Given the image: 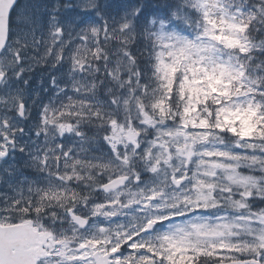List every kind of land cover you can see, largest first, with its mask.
Returning a JSON list of instances; mask_svg holds the SVG:
<instances>
[{"label": "snow or ice", "instance_id": "1", "mask_svg": "<svg viewBox=\"0 0 264 264\" xmlns=\"http://www.w3.org/2000/svg\"><path fill=\"white\" fill-rule=\"evenodd\" d=\"M3 185L0 264H264V0H0Z\"/></svg>", "mask_w": 264, "mask_h": 264}, {"label": "rangeland", "instance_id": "2", "mask_svg": "<svg viewBox=\"0 0 264 264\" xmlns=\"http://www.w3.org/2000/svg\"><path fill=\"white\" fill-rule=\"evenodd\" d=\"M36 15L40 20V18L42 17V11L40 9H36ZM45 101H46V99H45Z\"/></svg>", "mask_w": 264, "mask_h": 264}]
</instances>
